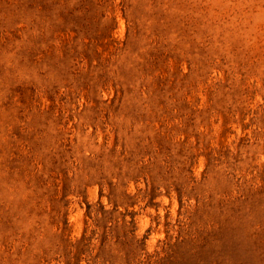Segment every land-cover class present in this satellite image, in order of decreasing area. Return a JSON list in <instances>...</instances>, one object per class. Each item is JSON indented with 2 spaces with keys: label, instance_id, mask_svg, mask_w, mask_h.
Here are the masks:
<instances>
[{
  "label": "rangeland",
  "instance_id": "rangeland-1",
  "mask_svg": "<svg viewBox=\"0 0 264 264\" xmlns=\"http://www.w3.org/2000/svg\"><path fill=\"white\" fill-rule=\"evenodd\" d=\"M0 264H264V0H0Z\"/></svg>",
  "mask_w": 264,
  "mask_h": 264
}]
</instances>
